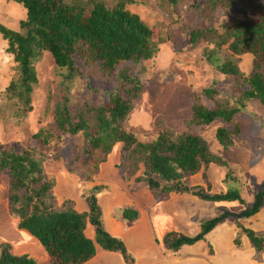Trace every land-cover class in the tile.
<instances>
[{"label": "trees", "instance_id": "1", "mask_svg": "<svg viewBox=\"0 0 264 264\" xmlns=\"http://www.w3.org/2000/svg\"><path fill=\"white\" fill-rule=\"evenodd\" d=\"M10 1L25 9L26 19L21 22L19 31L0 24L6 52L13 56L16 64L15 76L6 92L8 101L14 107L20 104L27 111L33 110V94L40 83L37 65L46 55L54 64L51 75L61 78L55 97L50 99L57 97L52 123L35 136L42 147L49 149L52 144L65 145L70 140L78 144L80 140L72 165L85 172L90 170V175L84 177L88 183L100 172L101 165L108 162L115 146L121 144L119 170L127 173L128 179L139 174L136 182L145 183L155 198L173 193L208 203L238 202L244 206L239 214L226 211L202 221L195 238L174 232L168 234L164 237L165 250L176 254L184 246L205 240L225 220H252L261 211L264 183L253 205L243 200L240 189L228 186V180L224 183L227 190L216 194L212 193L211 185L205 189L184 184L186 176L206 172L210 165L227 166L221 157L211 153L201 136L164 130L155 141L141 143L133 133L126 131L125 124L144 87L140 73L134 75L133 71L158 52L151 28L127 9L135 0ZM172 1L176 6L177 1ZM207 3L212 12L222 10L226 18L188 30L185 34L188 46L209 47L203 51V56L221 75L236 79L237 89L231 98L233 102L215 99V87L205 90L211 101H217L218 108L203 105L197 97L192 108L193 118L188 122L190 128L210 126L217 120L233 124L235 117L246 112L251 103L259 101L264 106V0H207ZM246 55L253 57L248 75L240 66L241 58ZM121 65L125 67L119 70ZM87 69L98 73L100 82L114 81L115 91L109 95L107 103H95L96 106L83 101L72 108L70 97L75 82L87 78L91 83L85 73ZM247 84L250 88L246 89ZM239 130V126L234 131L217 130V141L225 151L235 147L234 138ZM36 151L0 150V176H9V212L18 220V230L38 241L54 264H86L96 257L98 249L120 254L126 263L134 264L135 257L124 241L105 228L100 196L107 187H91L82 196L89 208L87 212L77 211L72 199L57 207L52 202L56 181L47 179L43 161L35 157ZM95 155L99 156L95 158ZM83 156H91L90 162L83 161ZM117 212L126 222L140 217L132 208H121ZM89 226L94 230V239L87 235ZM240 229V234L248 236L254 249L264 250V236L241 225ZM236 243L240 245L239 241ZM0 249V264H37L28 255H14L9 243L1 244Z\"/></svg>", "mask_w": 264, "mask_h": 264}, {"label": "rangeland", "instance_id": "2", "mask_svg": "<svg viewBox=\"0 0 264 264\" xmlns=\"http://www.w3.org/2000/svg\"><path fill=\"white\" fill-rule=\"evenodd\" d=\"M135 0V4L127 9L134 15H139L141 21L153 34V42L158 45L155 56L138 66L133 74L140 73L143 83V91L140 98L134 103V111L125 124V129L133 133L139 142L151 143L157 139L161 132L167 130L177 134L192 132L201 136L209 146V150L215 156L221 157L226 167L210 165L205 172L197 175L186 176L184 184L189 186H201L208 189L211 185L212 193L225 192L228 186H235L241 190V197L248 205H253L256 193L264 183V106L255 101L251 103L247 111L238 114L233 124H225L217 120L214 124L206 127L190 128L188 122L193 118L192 108L197 97H200L203 105L211 109H217V101H211L205 90L215 87L217 100H230L237 89L236 79L231 80L215 70L203 56L207 46H188L185 34L188 30L202 28L210 25L215 19H225L222 10L215 13L207 6V0ZM225 17V18H224ZM26 19V11L21 5L10 0H0V24L7 28L19 31L20 24ZM212 47V46H211ZM213 48V47H212ZM7 44L0 36V150L36 152L37 160L43 161V167L48 180L56 181L54 188V201L57 207L67 199L75 200L76 210L79 212L89 211L82 196L88 193L91 187L106 186L110 189L109 195L103 197L102 208H108L106 203L111 202L115 209H121L130 205L128 195L135 189L139 194L148 192L145 183H137L136 175L131 179L127 173L119 170L121 164L122 145L117 144L113 153L109 156L110 167L100 171L93 177L91 182H86L84 177L90 175V170L74 167L76 147L80 145L70 140L65 145L52 144L49 149L41 146L36 135L42 130H47L52 123L55 97L59 89L61 78L51 75L53 62L46 55L37 65L40 75V83L35 89L32 100V111L25 110L23 105L13 106L8 101L7 91L11 87L15 76L13 56L6 52ZM252 56H243L241 64L243 71L248 75L252 70ZM125 66H119V70ZM91 79H79L71 91L70 104L72 108L83 101H89L92 105L109 102V95L115 91L116 83L100 82L99 74L92 70H85ZM250 88L246 85V89ZM221 93V94H220ZM96 103V104H95ZM97 106V105H96ZM193 106V107H192ZM240 128L239 135L234 138L235 147L227 151L218 143L216 133L219 128H227L229 131ZM65 138H68L66 136ZM68 140V139H67ZM119 145V146H118ZM69 146V149H65ZM96 154V153H95ZM95 155L94 157L97 158ZM59 157V158H58ZM91 156L83 161L89 163ZM81 167V165L79 164ZM103 167V166H102ZM118 168V169H117ZM229 177V179H228ZM9 176H0V246L9 243L13 247L14 255H28L37 264H54L46 250L32 237L18 230V220L9 212ZM144 189V192H143ZM66 191V192H64ZM113 191L116 194H113ZM132 191V192H134ZM65 194V195H64ZM150 194V193H149ZM148 195V194H147ZM59 197V198H58ZM143 197V196H141ZM174 197L172 206H176L179 219L184 220L183 225H177L173 220L172 209L160 205L156 200L155 207L158 218V234L162 232L160 239L163 240L170 233H177L189 238H195L201 230V222L213 219L224 212L233 214L241 213L245 208L240 203H208L190 195L169 194L164 198ZM163 198V197H162ZM163 198V199H164ZM120 202L119 207L115 206ZM123 201V202H122ZM110 205V204H108ZM109 215V214H108ZM258 218V217H257ZM257 218H255L257 220ZM231 219V218H229ZM254 219V220H255ZM228 220V219H227ZM238 228L241 221L236 220ZM248 224V221H244ZM227 224H229L227 222ZM197 229V230H196ZM231 229V226H228ZM206 240V238H205ZM215 243L213 238L207 239L205 245H200L198 262L196 264H249L250 257L239 252L221 253L218 258L207 257L209 245ZM203 244V243H202ZM164 246V245H163ZM205 246V247H202ZM227 245H225L226 248ZM165 247V246H164ZM233 249L238 250L240 245L233 244ZM229 248H227L228 250ZM170 255L171 251L166 250ZM1 253V249H0ZM43 256V258H42ZM167 258V255H165ZM132 264V263H125Z\"/></svg>", "mask_w": 264, "mask_h": 264}, {"label": "crops", "instance_id": "3", "mask_svg": "<svg viewBox=\"0 0 264 264\" xmlns=\"http://www.w3.org/2000/svg\"><path fill=\"white\" fill-rule=\"evenodd\" d=\"M9 29L13 30L12 28ZM109 167L110 162L108 160L106 164L101 165L100 171L102 172ZM110 189L107 188V190L101 194L100 205L101 201L103 199H106L103 197L109 195V193L111 192ZM132 191L130 195H128L129 201H127L131 204L127 205L124 208H132L138 211L140 214L139 219L135 220L134 222H126L123 217L118 215V209H115V207L112 205L113 203L111 204V202L106 203V206H108V208H102V211L107 232L114 237L121 238L124 241L130 253L135 257L136 261L134 264H196V262L199 261L197 260L198 253L196 254V252L200 251V245H205L204 243H206L207 239L211 238L215 240V243H211L212 245L208 246L209 251L207 257L209 259L218 258L221 253L230 251L239 252L244 256L247 254V256L250 257L249 264H264V250L258 252L256 249H254L252 242L250 241L248 236L244 233L240 234L241 229L238 228V223L234 219L225 220L213 232L206 236V240L200 241L193 246H184L178 253L175 254L172 252V254L170 255L164 249L162 240L163 238L160 239L161 235H164V233L162 232L161 234H158V221H162V219L158 218L159 212H156L158 209L155 207L157 205L155 201L160 200V205H164L167 208L171 207V215H173V220L177 221V225H183L184 220L179 219L178 208L176 206H172L174 197H171L169 199L167 197H163L164 199L155 198L152 194H149V190L148 192H144L143 189L145 195L143 193L139 194L136 189L134 192ZM113 194H116V192L113 191ZM119 203L120 202L118 201L115 206L119 207V205H117ZM255 218H257V220ZM244 221H248V224L244 225ZM227 222L229 224H227ZM241 224L244 225L245 228L254 231L257 235L264 236V207L252 220H243L241 221ZM228 226H231V229H228ZM87 235L88 237L94 239L95 234L91 226H89L87 230ZM29 237L31 236L29 235ZM238 241L240 243V248L238 250H235L232 247L233 244H236V242ZM225 245H227L226 248ZM227 248L229 249L227 250ZM165 255H167V258ZM46 259L44 261V264L46 262ZM125 263V260L120 254L106 252L98 249L96 257L86 264ZM208 264L213 263L211 260H209Z\"/></svg>", "mask_w": 264, "mask_h": 264}, {"label": "bare ground", "instance_id": "4", "mask_svg": "<svg viewBox=\"0 0 264 264\" xmlns=\"http://www.w3.org/2000/svg\"><path fill=\"white\" fill-rule=\"evenodd\" d=\"M221 94V93H220ZM193 107V106H192ZM241 115V114H240ZM66 145V144H65ZM119 146V145H118ZM118 169V168H117ZM59 198V197H58ZM243 221V220H242ZM232 222V221H231ZM232 224V223H231ZM235 225V224H234ZM245 225V224H244ZM247 226V225H246ZM2 229V227H0ZM29 232V231H28ZM32 237V236H31ZM190 246V245H189ZM4 247V246H3ZM1 247V248H3ZM103 251V250H102ZM210 254V253H209ZM212 256V255H211Z\"/></svg>", "mask_w": 264, "mask_h": 264}]
</instances>
